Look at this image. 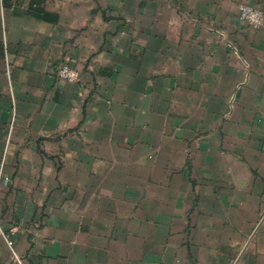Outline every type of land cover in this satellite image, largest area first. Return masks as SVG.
<instances>
[{
	"label": "crops",
	"instance_id": "1",
	"mask_svg": "<svg viewBox=\"0 0 264 264\" xmlns=\"http://www.w3.org/2000/svg\"><path fill=\"white\" fill-rule=\"evenodd\" d=\"M240 4L264 13L0 0V264H264V21Z\"/></svg>",
	"mask_w": 264,
	"mask_h": 264
},
{
	"label": "built area",
	"instance_id": "2",
	"mask_svg": "<svg viewBox=\"0 0 264 264\" xmlns=\"http://www.w3.org/2000/svg\"><path fill=\"white\" fill-rule=\"evenodd\" d=\"M239 18L244 24L253 27H259L263 24L264 13L261 10L251 6L241 5L239 7ZM58 75L62 80L68 81L70 83H76L80 78L79 71L69 64H64L59 69Z\"/></svg>",
	"mask_w": 264,
	"mask_h": 264
},
{
	"label": "rangeland",
	"instance_id": "3",
	"mask_svg": "<svg viewBox=\"0 0 264 264\" xmlns=\"http://www.w3.org/2000/svg\"><path fill=\"white\" fill-rule=\"evenodd\" d=\"M241 5H248V4H240L239 5V7L241 6ZM248 6H250V5H248ZM239 7H238V12H239ZM251 7H253V6H251ZM253 8H255V7H253ZM256 9H259V8H256ZM260 10V9H259ZM262 11V10H261ZM263 12V11H262ZM240 19V18H239Z\"/></svg>",
	"mask_w": 264,
	"mask_h": 264
}]
</instances>
